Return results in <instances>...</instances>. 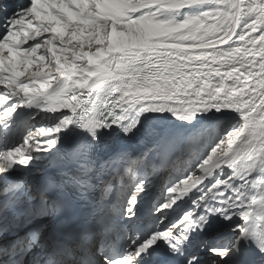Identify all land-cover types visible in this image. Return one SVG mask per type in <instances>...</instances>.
Wrapping results in <instances>:
<instances>
[{"label": "snow or ice", "instance_id": "6c2138e0", "mask_svg": "<svg viewBox=\"0 0 264 264\" xmlns=\"http://www.w3.org/2000/svg\"><path fill=\"white\" fill-rule=\"evenodd\" d=\"M36 248L264 264V0H0V264Z\"/></svg>", "mask_w": 264, "mask_h": 264}]
</instances>
